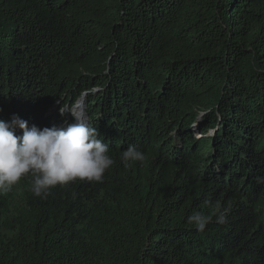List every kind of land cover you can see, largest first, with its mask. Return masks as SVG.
I'll return each mask as SVG.
<instances>
[{"label":"trees","instance_id":"obj_1","mask_svg":"<svg viewBox=\"0 0 264 264\" xmlns=\"http://www.w3.org/2000/svg\"><path fill=\"white\" fill-rule=\"evenodd\" d=\"M80 99L115 163L0 195V264H264V0H0V120Z\"/></svg>","mask_w":264,"mask_h":264},{"label":"clouds","instance_id":"obj_2","mask_svg":"<svg viewBox=\"0 0 264 264\" xmlns=\"http://www.w3.org/2000/svg\"><path fill=\"white\" fill-rule=\"evenodd\" d=\"M72 119V123L44 128L29 126L15 114L10 121L0 120V195L10 192L26 177L31 178L32 194L41 199L57 186L76 181L102 182L104 173L115 163L109 146L86 118ZM146 158L135 146L121 154L126 168ZM257 182H264V177H258ZM228 211L217 202L211 215L194 212L187 221L203 232L213 216L217 223H227Z\"/></svg>","mask_w":264,"mask_h":264},{"label":"rangeland","instance_id":"obj_3","mask_svg":"<svg viewBox=\"0 0 264 264\" xmlns=\"http://www.w3.org/2000/svg\"><path fill=\"white\" fill-rule=\"evenodd\" d=\"M79 71H82V70H79ZM79 102V101H78ZM77 102V103H78ZM76 103V104H77ZM75 104V105H76ZM73 105L72 107H65L63 109L60 108V104H56L49 112V116L51 118V123L52 124H55L56 126H62V125H65L66 123H72L73 122V119L72 117L75 116V114L72 112V109L73 107L75 106ZM63 114H62V113ZM76 117V116H75ZM202 118V115L199 116V120L198 122L201 120ZM63 121V122H62ZM214 131H210L209 133L212 134ZM197 137L199 138L200 135L198 134ZM15 188V201H19V195H20V192H19V183L16 184L14 186Z\"/></svg>","mask_w":264,"mask_h":264},{"label":"bare ground","instance_id":"obj_4","mask_svg":"<svg viewBox=\"0 0 264 264\" xmlns=\"http://www.w3.org/2000/svg\"><path fill=\"white\" fill-rule=\"evenodd\" d=\"M82 104L81 101H79L72 109V112L75 114L78 118H84L83 112H82Z\"/></svg>","mask_w":264,"mask_h":264},{"label":"water","instance_id":"obj_5","mask_svg":"<svg viewBox=\"0 0 264 264\" xmlns=\"http://www.w3.org/2000/svg\"><path fill=\"white\" fill-rule=\"evenodd\" d=\"M79 101H81V103H82V99H80ZM77 103V102H76ZM84 108V107H83ZM82 112H83V115H84V118H86L87 119V116L85 115V113H84V110L82 109Z\"/></svg>","mask_w":264,"mask_h":264}]
</instances>
